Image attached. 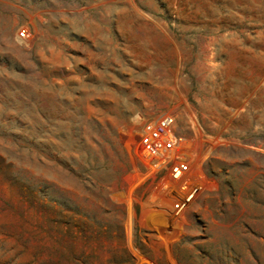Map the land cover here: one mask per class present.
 Listing matches in <instances>:
<instances>
[{"label": "rangeland", "instance_id": "1", "mask_svg": "<svg viewBox=\"0 0 264 264\" xmlns=\"http://www.w3.org/2000/svg\"><path fill=\"white\" fill-rule=\"evenodd\" d=\"M0 264H264V0H0Z\"/></svg>", "mask_w": 264, "mask_h": 264}, {"label": "built area", "instance_id": "2", "mask_svg": "<svg viewBox=\"0 0 264 264\" xmlns=\"http://www.w3.org/2000/svg\"><path fill=\"white\" fill-rule=\"evenodd\" d=\"M27 36L25 30L20 32L21 39ZM173 125L174 117L171 115H162L146 122L141 129L139 144L140 154L144 159L168 167L170 175L178 179L186 172L187 165L176 159L183 140L174 134Z\"/></svg>", "mask_w": 264, "mask_h": 264}]
</instances>
